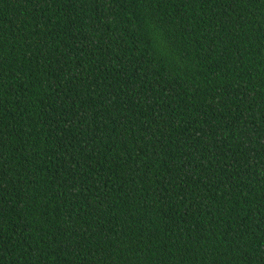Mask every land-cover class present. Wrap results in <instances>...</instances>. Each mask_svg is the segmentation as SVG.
Returning a JSON list of instances; mask_svg holds the SVG:
<instances>
[{
	"label": "trees",
	"instance_id": "16d2710c",
	"mask_svg": "<svg viewBox=\"0 0 264 264\" xmlns=\"http://www.w3.org/2000/svg\"><path fill=\"white\" fill-rule=\"evenodd\" d=\"M0 264H264V0H0Z\"/></svg>",
	"mask_w": 264,
	"mask_h": 264
}]
</instances>
